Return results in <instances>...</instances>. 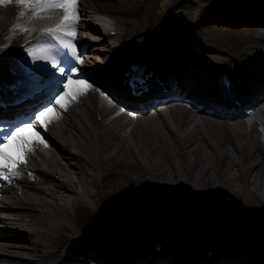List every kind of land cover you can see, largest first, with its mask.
I'll return each instance as SVG.
<instances>
[{"label":"bare ground","instance_id":"1","mask_svg":"<svg viewBox=\"0 0 264 264\" xmlns=\"http://www.w3.org/2000/svg\"><path fill=\"white\" fill-rule=\"evenodd\" d=\"M137 2L93 0V5H83L104 12L129 6L133 13V7H138ZM162 3L165 13L170 10L168 14L171 16L166 17L167 23L170 25L180 17L183 24L161 31L157 37H161L164 32L172 33L183 45L191 46L198 58L214 56L221 60L225 54L245 57L249 55L250 49H258L249 47L257 39L248 43L239 40L245 42H237L236 46L229 43L231 40H227V37L244 39L249 36L242 30H221L225 33L222 34L218 28L211 26H205L199 31L201 39L196 43L188 36V21L191 18L195 20L200 10L193 5L176 6L175 0H162ZM0 5L8 6L7 13L6 10L0 11L1 23L12 15V9L10 3ZM147 7L149 9L144 11L146 18L143 24L151 26L155 21L148 20L152 11L151 6ZM205 10H209L207 6ZM234 11L241 12L237 9ZM3 15L5 17H1ZM160 19L159 16L157 22ZM136 22L138 19L130 17H126L123 22L116 20V24L121 25L123 32H128L130 38L139 33L148 35L154 31L146 26L140 27ZM12 42L10 40L4 44L8 46L0 53L1 56L8 52ZM133 51L134 48L127 47L122 54L130 55ZM195 111L197 113L189 107L174 105L160 111L158 116L152 113L130 118L119 114L116 119H111L105 113L102 117L106 116V119L101 124L96 122L92 114L78 108L72 109L65 117L58 111L59 118L53 121L58 127L54 126L56 137L61 145L64 143L67 148L73 147L78 154H68L60 149L58 154L35 163L36 175L30 181H25L19 187L7 186L1 190L0 204L20 209L0 212V228L8 230L2 236L12 240L22 239L27 245L20 248L12 242L5 243L6 246L0 248V264L59 263L65 257L70 241L80 240V237L86 235L81 234L71 223L72 211L77 205L90 211H99L100 206H103L102 199H124L120 206L124 209L121 215L129 216V212L144 211L145 206L154 208L152 205L156 197L164 202L159 207V214L172 212L174 208L175 211H183L184 219L174 220L183 221L184 226L189 223L200 226L215 221L221 223L226 218H232L231 213L235 209L254 211L264 205V144L255 126H248L242 119H217ZM260 112L264 119V106ZM98 128L99 137L104 143L96 141L94 148L93 141L90 145L86 137L95 134ZM41 147L46 149L47 146L41 144ZM87 156L89 160L84 162ZM6 188L10 189L6 191ZM77 190L82 195H78ZM125 197H132L135 202L130 203ZM96 198L100 203L93 200ZM150 217L151 214H147L142 219L149 220L147 218ZM146 220L135 221L132 226L147 231L150 236L153 231L159 233L156 223L147 227ZM81 224L88 229L92 221L78 218L77 226ZM175 227L173 232L183 236L175 237L173 241L187 244L186 234L189 233ZM18 229L21 231L18 232ZM24 229L27 232L22 231ZM226 231L230 236L226 242L241 240L239 236L244 233L256 235L264 241V233L255 227L244 231L238 226L227 225ZM206 242L212 243L211 239ZM246 249V246L239 248L230 245V250L223 252V257L214 254L207 260L219 259L243 264L247 261ZM148 255L160 258V251ZM49 259L51 263H48ZM144 262L152 264V259ZM198 263L187 260V264Z\"/></svg>","mask_w":264,"mask_h":264},{"label":"snow or ice","instance_id":"2","mask_svg":"<svg viewBox=\"0 0 264 264\" xmlns=\"http://www.w3.org/2000/svg\"><path fill=\"white\" fill-rule=\"evenodd\" d=\"M8 3H13L24 9L17 15L18 21L27 12H31L34 16L56 10L62 13L58 24L39 33L41 37H49L51 43L26 41V46L23 49L26 57L31 60L34 66L39 61L46 62L45 66L50 64L53 74L59 75V81L55 91L49 95L45 104L33 108L27 115V119L5 125L0 129V180L11 182L22 175L18 169L26 163V155L33 151V143L39 142L47 146L37 129H44L51 119H58V109L66 110L70 102L77 101L79 94L86 93L94 86L80 78L78 65L82 64L83 60L72 42L75 39V29L79 22V0H0V4ZM8 31L30 34L35 29L20 28L17 23ZM65 37H69L71 40H66ZM7 46L0 44V52L4 51ZM62 49L67 51L62 52ZM66 60L70 63H66ZM101 95L109 104L113 103L106 94L101 93ZM123 111L124 109L121 108L116 114L119 115ZM129 115L134 116L132 113Z\"/></svg>","mask_w":264,"mask_h":264},{"label":"rangeland","instance_id":"3","mask_svg":"<svg viewBox=\"0 0 264 264\" xmlns=\"http://www.w3.org/2000/svg\"><path fill=\"white\" fill-rule=\"evenodd\" d=\"M201 0H198L196 2V0H190L189 2H192L194 3L195 5ZM219 2V1H218ZM201 4V3H200ZM164 202L160 201L158 198H154V204L152 206H158L159 205H163ZM242 208L240 209H235L236 211H238L239 213L245 215L247 218H249L248 220L250 222H254V221H259V220H262L264 221V205H262L261 207H258L256 208L254 211H247V210H241Z\"/></svg>","mask_w":264,"mask_h":264}]
</instances>
